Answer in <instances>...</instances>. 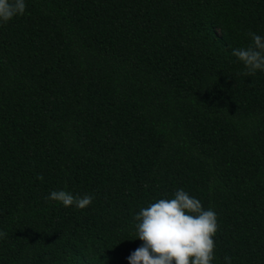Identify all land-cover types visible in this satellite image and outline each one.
<instances>
[{
	"label": "trees",
	"instance_id": "obj_1",
	"mask_svg": "<svg viewBox=\"0 0 264 264\" xmlns=\"http://www.w3.org/2000/svg\"><path fill=\"white\" fill-rule=\"evenodd\" d=\"M25 2L0 26V264H128L178 188L217 213L213 264H264V71L232 55L264 0Z\"/></svg>",
	"mask_w": 264,
	"mask_h": 264
},
{
	"label": "clouds",
	"instance_id": "obj_2",
	"mask_svg": "<svg viewBox=\"0 0 264 264\" xmlns=\"http://www.w3.org/2000/svg\"><path fill=\"white\" fill-rule=\"evenodd\" d=\"M26 10L25 0H0V26L7 24ZM251 43L246 48L234 49L235 56L246 68V75L264 71V37L250 32ZM64 207H88L91 195H73L66 190H53L45 197ZM135 237L143 243L127 257L128 264H213L214 236L219 225L217 213L205 209L201 201L183 188L173 198H161L135 214ZM6 233L0 232V238ZM224 264H232L230 256Z\"/></svg>",
	"mask_w": 264,
	"mask_h": 264
}]
</instances>
